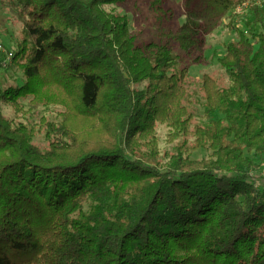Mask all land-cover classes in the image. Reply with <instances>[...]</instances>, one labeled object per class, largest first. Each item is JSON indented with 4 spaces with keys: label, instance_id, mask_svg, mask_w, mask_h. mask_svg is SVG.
Wrapping results in <instances>:
<instances>
[{
    "label": "trees",
    "instance_id": "trees-1",
    "mask_svg": "<svg viewBox=\"0 0 264 264\" xmlns=\"http://www.w3.org/2000/svg\"><path fill=\"white\" fill-rule=\"evenodd\" d=\"M244 1L183 0L175 24L168 0H0L21 26L10 66L24 77L0 80V264H264L251 157L264 158V3L232 26L227 85L201 77L205 121L187 88L205 38ZM144 22L157 30L139 38ZM22 99L59 119H8L1 106Z\"/></svg>",
    "mask_w": 264,
    "mask_h": 264
},
{
    "label": "rangeland",
    "instance_id": "rangeland-1",
    "mask_svg": "<svg viewBox=\"0 0 264 264\" xmlns=\"http://www.w3.org/2000/svg\"><path fill=\"white\" fill-rule=\"evenodd\" d=\"M169 4L175 10V17H178V21L175 24H182L184 22V10L183 0H168ZM264 3V0H245L242 7L235 9L234 13L224 19L218 29L211 35L205 38V41L199 51L197 52L198 60L193 62L189 68V80L187 88L189 90V102L191 109L195 114L196 122H203L204 111V99L200 91V79L203 74H209L215 78L220 88H223L228 83V78L224 74L223 70L218 64V59L224 55L226 45L231 41L237 40V33L232 29L235 25L239 28H243V21L248 14L249 7L252 4L260 6ZM113 9L119 11L121 7L119 5L113 6ZM129 17H131L129 13ZM131 19V18H130ZM140 24V22H139ZM132 25V22H131ZM20 23L15 20L10 14L0 5V51L6 54V69L0 73V80L5 86H21L24 82V77L21 71L16 66H10L11 60L8 58V53H14L16 45L19 41ZM132 30L135 34L139 35V38L144 36L148 37L155 33L156 26L147 25L145 22L141 26L133 27ZM4 115L8 119L14 121H21L26 125H38L42 119H46L50 122H55L59 119L58 107H36L33 108V104L29 99H22L19 102V109L15 110L9 105H2ZM158 136L161 147L167 148V129L164 125L158 127ZM36 144L41 147L45 146L44 138L42 134H38ZM210 152L204 150H198L192 153V159H202L208 157ZM256 164V170L253 172L257 189L264 193V158H256L251 156Z\"/></svg>",
    "mask_w": 264,
    "mask_h": 264
},
{
    "label": "built area",
    "instance_id": "built-area-1",
    "mask_svg": "<svg viewBox=\"0 0 264 264\" xmlns=\"http://www.w3.org/2000/svg\"><path fill=\"white\" fill-rule=\"evenodd\" d=\"M242 4H243V3H242ZM242 4H241V5H242ZM241 5H240V7H242ZM243 6H244V4H243ZM238 7H239V6H238ZM238 7H237V8H238ZM240 7H239V9H240ZM7 56H8L9 59H11V58H12V53H8Z\"/></svg>",
    "mask_w": 264,
    "mask_h": 264
}]
</instances>
